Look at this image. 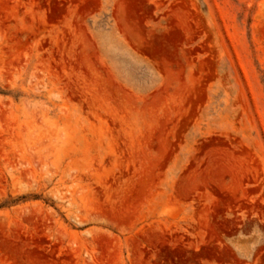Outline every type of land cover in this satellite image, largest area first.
Segmentation results:
<instances>
[{
	"label": "rangeland",
	"instance_id": "1",
	"mask_svg": "<svg viewBox=\"0 0 264 264\" xmlns=\"http://www.w3.org/2000/svg\"><path fill=\"white\" fill-rule=\"evenodd\" d=\"M0 264H264V0H0Z\"/></svg>",
	"mask_w": 264,
	"mask_h": 264
}]
</instances>
